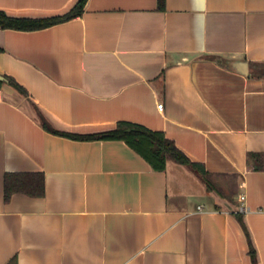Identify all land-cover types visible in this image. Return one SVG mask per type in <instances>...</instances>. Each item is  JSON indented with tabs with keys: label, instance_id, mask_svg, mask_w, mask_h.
<instances>
[{
	"label": "crops",
	"instance_id": "0c3cea01",
	"mask_svg": "<svg viewBox=\"0 0 264 264\" xmlns=\"http://www.w3.org/2000/svg\"><path fill=\"white\" fill-rule=\"evenodd\" d=\"M0 73L27 90L0 84V264H255L252 245L264 264V0H87L49 26H0ZM121 120L164 132L219 190L125 139L53 130Z\"/></svg>",
	"mask_w": 264,
	"mask_h": 264
},
{
	"label": "trees",
	"instance_id": "16d2710c",
	"mask_svg": "<svg viewBox=\"0 0 264 264\" xmlns=\"http://www.w3.org/2000/svg\"><path fill=\"white\" fill-rule=\"evenodd\" d=\"M87 0H79L68 12L60 15H52L46 17H26V16H13L8 14L5 10L0 9V26L12 27L18 29H36L49 26L51 24L67 20L75 17L82 12V9ZM160 6L163 7L165 0H159ZM7 77V83L12 85L16 90L21 93H26L27 90L19 83L14 77L5 75ZM5 81L0 80V84ZM44 126L47 123L43 120ZM55 132L64 134L73 138L79 139H92V138H121L125 139L133 148L140 152L152 165L158 170H162L166 167L168 160L189 165L194 170L198 171L204 178L208 189L217 188L211 179V174L204 165L198 161L192 160L173 139L167 137L164 132L150 129L142 124L121 120L118 121L116 126L111 129L89 132V133H77L70 131H61L53 129ZM11 176H8V179ZM9 181V180H8ZM12 183L8 184L7 192L10 193L13 190L23 189V187ZM10 181V182H11ZM219 190V189H218ZM33 194L44 193V181L40 183V187L29 190ZM251 253L254 258V263L257 264L255 248L251 246ZM8 264H16L15 258L11 259Z\"/></svg>",
	"mask_w": 264,
	"mask_h": 264
},
{
	"label": "water",
	"instance_id": "95a60500",
	"mask_svg": "<svg viewBox=\"0 0 264 264\" xmlns=\"http://www.w3.org/2000/svg\"><path fill=\"white\" fill-rule=\"evenodd\" d=\"M0 80L7 82V77L4 74L0 73ZM42 119L47 123L49 128H52V127H50V125L48 124V122L46 121V119L44 117H42Z\"/></svg>",
	"mask_w": 264,
	"mask_h": 264
},
{
	"label": "built area",
	"instance_id": "2783aa9c",
	"mask_svg": "<svg viewBox=\"0 0 264 264\" xmlns=\"http://www.w3.org/2000/svg\"><path fill=\"white\" fill-rule=\"evenodd\" d=\"M158 107L163 108V102L158 103ZM242 197H244V195H242Z\"/></svg>",
	"mask_w": 264,
	"mask_h": 264
}]
</instances>
